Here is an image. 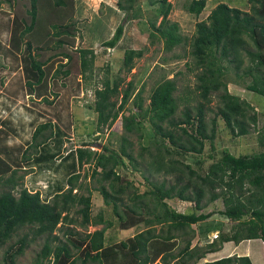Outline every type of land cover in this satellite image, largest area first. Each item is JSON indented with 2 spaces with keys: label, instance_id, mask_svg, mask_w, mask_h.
Masks as SVG:
<instances>
[{
  "label": "trees",
  "instance_id": "obj_1",
  "mask_svg": "<svg viewBox=\"0 0 264 264\" xmlns=\"http://www.w3.org/2000/svg\"><path fill=\"white\" fill-rule=\"evenodd\" d=\"M3 1L0 0V11ZM206 1L190 0L185 8L188 13L199 16L205 9ZM249 1L251 6L247 12L219 2L205 19L195 23V32L189 45L194 66L199 69L196 75L198 100L193 106L186 104L179 117L175 116L178 103L174 95L176 83L173 78L163 79L153 88L149 104L144 109L137 91V114L122 115L134 90L132 81L121 91V78L113 81L106 78L100 87L94 89L95 99L89 107L97 113V127L111 125L120 115L123 128L128 133L140 132L144 131L143 121H147L158 136L153 142L155 151L143 147L150 156L147 171L150 176L159 172L174 175L172 183L167 184L165 180L155 183L145 176L153 189L131 196L128 190L136 188L124 169L127 167L126 160L134 169L137 168V162L133 156L132 143L126 137L122 138L119 150L106 146H101L100 151L93 150L87 146L90 144L67 149L66 130L49 116L26 108L30 119L25 123L18 121L14 125L11 119H2L5 110L12 108L6 106L4 111H0V129L3 132L0 140L12 134L13 138L17 137L27 146L23 153L14 156L12 151L18 152L19 148H8L0 143V247L23 228L32 233L31 238H27L28 233L25 232L9 244L3 251L1 264H18L17 257L40 236H44V242L31 264H44V261L50 264H77L78 260L80 264H197L207 253L218 251L225 242L260 239L264 244V152L233 155L224 149L221 157L211 163L204 173L181 159L173 158L174 155L183 157L187 153L201 154L206 140L212 144L217 116H221L235 137L249 133L248 122L256 124L255 113L247 116L253 110L252 105L232 94L224 80L229 70H233L236 77L249 76L251 80L246 84L247 90L264 98V0ZM52 2L55 7H64L66 4L65 0ZM37 3L38 0H30V9L27 10L29 23L25 21V16L10 18L6 12H0V36L6 34V40L9 41L8 49L0 45V51L21 52L23 48L27 77L25 87L30 91L44 87L43 80L48 75V68L45 67L47 59L41 61L37 58L38 52L37 56L32 53L34 48L39 51L41 47H33L29 40H25L38 21ZM74 3L79 10L80 0H74ZM147 4L152 7V16H148L152 30L150 36L162 38L167 51L183 43L184 37L178 34L177 24L171 23L168 18L172 9L171 1L148 0ZM106 9L104 18L95 17L93 22L85 20L77 26L71 17L65 24L51 25V35L59 38L52 45V50L65 45L60 37L69 35L70 26L76 25L78 32L83 25V31L92 40L88 46L76 48L83 78L94 64L93 49L96 43L105 49L122 50L121 65L127 72L134 67V59L142 56V50L132 47L130 33L133 23L143 16L140 1L116 0V7L107 6ZM2 14L6 16L5 19H1ZM82 33L81 30L79 36L83 39ZM61 55L71 60L69 53L62 52ZM244 55L247 56L246 62ZM65 66V63H60L55 74L60 73L63 77L71 75L69 69H63ZM215 92L219 104L208 133L206 110ZM1 96L12 104L16 103V99L11 96ZM43 101L51 103L47 97H43ZM26 134L30 135L27 139ZM144 136L147 139L151 137L149 133ZM259 140L264 143V135ZM166 142L170 144L169 147ZM30 149L33 152H29ZM197 162L201 163L200 160ZM85 163L92 165L91 177L97 183L95 190L102 196L104 205L110 207L112 219L103 210L92 216L90 194L78 192L82 187L79 183L80 169ZM21 168H31L33 171L32 189L23 186V176L18 174ZM39 177H42L43 183H38L35 188L34 183L41 181ZM219 188L222 190L217 191ZM219 198L222 199L223 207L218 213L234 222L230 233L222 231L221 222L209 220L214 215L213 210H204ZM170 199L192 203L194 210H176L168 204ZM72 209L79 218L71 214ZM245 216L247 218L241 220ZM62 222L77 223L84 228L89 225L103 226L83 234L74 228H66L65 238L61 239L54 232ZM141 224L144 225L142 230L124 240L106 244L108 228L116 225L117 229L123 231ZM192 224L198 225L197 234L206 242L205 246L192 245V238L196 235ZM212 231H218V234L208 241V234ZM177 238L182 239L184 244L178 252H174ZM157 259L159 261L156 262ZM203 264L252 262L248 255H242L222 257Z\"/></svg>",
  "mask_w": 264,
  "mask_h": 264
},
{
  "label": "rangeland",
  "instance_id": "obj_2",
  "mask_svg": "<svg viewBox=\"0 0 264 264\" xmlns=\"http://www.w3.org/2000/svg\"><path fill=\"white\" fill-rule=\"evenodd\" d=\"M142 7L143 16L141 19L136 20L131 26L130 33L133 39L132 47L138 50H142V56L134 59V67L131 71L127 72L122 69V57L123 51L115 48L105 49L100 47L97 43L94 44V56L95 61L91 68L86 72V77L80 73L79 70V57L76 52V48L79 46H88L92 40L88 39V34L82 29L75 28L77 25L83 24V22L95 20V17L104 18L107 13V6L116 7V0H80L79 10L74 0H65L64 7H55L52 0H38L37 8V24L31 34L25 36V40H29L33 47L40 46L41 50L36 51L34 48V56L41 61L47 59L48 75L43 80L44 87L35 88L30 91L25 87L26 70L24 68V51L21 52H5L0 51V95L5 94L16 99V117L21 113L23 116H30L27 113L26 108H31L36 112H39L42 116H49L51 119L60 123V125L67 132L66 148H78L87 145L93 150H102L101 146H106L109 149L119 150L122 144V138L126 137L132 143L133 156L137 162V168H133L131 164L126 160L127 178L134 182L135 188H130L128 191L131 196L135 193L147 192L153 187L145 180V176L149 177V180L159 183L163 180L167 181V184L174 181V175H167L163 172L153 173L149 175L147 171V162L150 159L148 150H144L143 147L150 148L149 151H155V142L158 136L152 131L151 125L147 121H143V130L140 132H127L122 125V117H119L109 126L102 128L97 127V113L93 108L89 107L94 101V89L100 87L103 80L109 78L113 81L115 78H121L120 90L122 91L129 81L133 82L134 90L125 104L122 115L137 114L139 109L136 106L138 97L135 95L139 91V98H141L142 108H146L149 104V95L153 88L161 82L163 79L173 78L176 83V91L174 95L176 97L178 108L175 113L176 117L180 116L181 110L186 104L193 106L198 100L196 85V75L199 69L194 66V60L190 54L191 47L189 45L190 40L195 32V23L205 19L208 12L219 2H225L230 6L238 7L243 11H249L251 2L249 0H207L204 11L195 16L187 12L185 6L190 0H170L172 3V9L168 15L171 23H176L178 27V34L184 37V42L173 47L170 51H167L163 47V39L158 37H151L148 23V16H152V7H149L148 0H138ZM30 9V0H5L1 4L0 12H6V14L12 18L16 16L23 18L25 16L27 23L30 22V16L27 14V10ZM6 16L2 14L1 19H5ZM73 18L77 23L74 26L69 27V35H62L60 39L65 41V45L59 47L56 50H52L51 47L55 41L59 38L51 35L52 24H65L70 18ZM160 21V17L157 19V24ZM90 22V23H91ZM111 22H114L112 20ZM3 23V21H2ZM3 26V24H2ZM82 34L83 39L79 36ZM90 35V34H89ZM6 34L0 36V45L5 46L8 49L9 41L6 40ZM157 36V35H156ZM62 52H67L71 55V60L61 55ZM51 55H54L50 58ZM247 61V56L244 55ZM60 63H65L66 66L63 69H69L71 75L63 77L60 73L55 74V69L58 68ZM245 65V63H244ZM45 68V69H46ZM227 83L228 89L232 94L239 96L240 99L247 100L253 107V110L249 111L247 116L256 114V124L249 123V133L241 136H233L230 130L227 128L225 121L221 116L216 117L215 124V138L212 144L206 140L205 146L201 154L187 153L185 156L174 155V159H181L184 163L189 164L192 168L196 169L200 173L207 171L209 165L218 160L222 151L228 150L233 155L243 154H258L264 152V143L259 140L260 136L264 135V98L257 93H253L246 88L251 80V77L244 76L236 77L233 70H229L224 78ZM57 93V95H55ZM2 98H5L1 96ZM43 97H47L51 100V103L43 101ZM119 99V97H118ZM217 92L211 95V102L208 104L209 109L206 110V123L207 132L209 133L212 127V119L215 117V112L218 105ZM17 124V123H16ZM19 129L21 128L18 125ZM27 128V127H26ZM28 132V131H27ZM143 132V133H141ZM141 133V136H140ZM150 134V138H146L145 134ZM9 135L14 142H18L15 138ZM27 135V134H26ZM30 135L26 136V139ZM147 139V140H146ZM6 141L3 140L0 143L3 144ZM167 143V142H166ZM22 145V144H21ZM169 147L170 144L167 143ZM23 147V146H22ZM171 148V147H170ZM23 151V148L17 152L13 150L12 154L15 156L17 153ZM29 152H33L32 149ZM200 160L199 164L197 161ZM20 170L18 174L23 176V185H28L31 188L30 175L28 172ZM92 165L85 163L80 169L79 183L82 187L78 189L79 194L91 196L92 216H96L100 210L112 219L110 215V207L104 205L102 196L95 190L97 183L95 179L91 177ZM6 176H8L6 174ZM222 188L217 189V191ZM149 196V195H148ZM147 196V197H148ZM126 202H129L126 200ZM168 204L176 210L182 212H191L194 210L192 203L179 201L177 199H170ZM222 199L209 204L204 210H213L209 220L214 222H221L222 231L230 233L232 224L234 222L229 221L224 216L218 213V210L222 208ZM71 214L76 218H79L72 209ZM247 216L241 220H245ZM80 220V219H79ZM103 225H89L87 228L80 227L77 223L67 224L60 223L55 230V234L59 238L64 239V230L66 228H74L82 234L85 232H91L95 229L101 228ZM118 226L108 228L106 230V244L118 242L124 240L130 235L142 230L144 225H137L131 230H120ZM160 226L158 225V228ZM196 235L192 238V245L205 246L204 240L199 238L197 234V224H192ZM28 233L27 238L32 237V233L29 229L23 228L15 233L13 237L0 247V264L3 251L7 246L15 242L23 233ZM218 231H212L208 234V241H212ZM177 246L173 249L174 252H178V249L183 246L182 239H175ZM44 242V236L36 237L34 241L25 248L24 253L17 257L18 264H31L37 253L40 252ZM248 255L252 264H264V244L260 239H244L238 243L229 241L222 244V246L216 252L207 253L204 258L200 259L197 264H203L206 261L216 260L227 256H242ZM159 259L156 260V262ZM160 264V262H158ZM44 264H50L44 261ZM80 264V260L77 261ZM90 264V263H87Z\"/></svg>",
  "mask_w": 264,
  "mask_h": 264
},
{
  "label": "crops",
  "instance_id": "obj_3",
  "mask_svg": "<svg viewBox=\"0 0 264 264\" xmlns=\"http://www.w3.org/2000/svg\"><path fill=\"white\" fill-rule=\"evenodd\" d=\"M0 93H1V91H0ZM8 96H11L10 94L8 95ZM11 107L12 108V111L13 112H15L16 113V103H14V104H12L11 102H10V100L8 99H5V98H2V97H0V111H4L5 109V107ZM11 110H5V114H3L2 115V119H11V121H12V123L15 125L16 123H18V121H24V123L27 121V120H29L30 119V117L29 116H23V114H21V113H19L18 114V118L16 117V114H13V112H12ZM26 114H29V112H27ZM0 127H1V121H0ZM2 131H1V129H0V136H2ZM26 138V137H25ZM15 139L18 141V142H14V141H12V139L9 137V135H7L6 137H3L1 140H0V142L1 141H3V140H5L6 142L5 143H3L4 145H7L8 146V148H10V147H17V148H23V151H24V148H26L27 146H26V143L25 142H23L22 143V141H20V140H18V138L17 137H15ZM22 144V145H21ZM23 146V147H22ZM23 151L21 152V153H23ZM20 153V154H21ZM28 169H30V171L28 172V175H30V179L31 180H29V182H30V185H31V187L33 186V180H32V177H33V175H32V173H33V171L31 170V168H28ZM20 170H23V171H25V168L23 169V168H21V169H19V171ZM40 179L39 180H41V178L42 177H39ZM22 182H23V179L21 180ZM38 183H43V181L41 180V181H38L37 183H34V186H35V188H37V185H38ZM24 184V183H23ZM23 186H27L28 187V185H23ZM30 188V187H29Z\"/></svg>",
  "mask_w": 264,
  "mask_h": 264
},
{
  "label": "clouds",
  "instance_id": "obj_4",
  "mask_svg": "<svg viewBox=\"0 0 264 264\" xmlns=\"http://www.w3.org/2000/svg\"><path fill=\"white\" fill-rule=\"evenodd\" d=\"M246 256V255H245Z\"/></svg>",
  "mask_w": 264,
  "mask_h": 264
}]
</instances>
